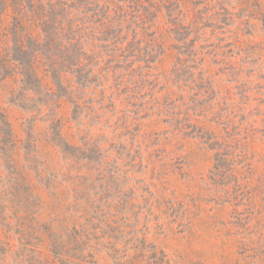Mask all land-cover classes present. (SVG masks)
<instances>
[{"label": "rangeland", "instance_id": "374dc122", "mask_svg": "<svg viewBox=\"0 0 264 264\" xmlns=\"http://www.w3.org/2000/svg\"><path fill=\"white\" fill-rule=\"evenodd\" d=\"M38 1L0 0V264H264V0Z\"/></svg>", "mask_w": 264, "mask_h": 264}, {"label": "trees", "instance_id": "16d2710c", "mask_svg": "<svg viewBox=\"0 0 264 264\" xmlns=\"http://www.w3.org/2000/svg\"><path fill=\"white\" fill-rule=\"evenodd\" d=\"M31 1L40 2L38 0H31ZM35 13H36V18H37L36 22L42 28V33L45 35V37H44L45 39L44 38L43 39L44 40L48 39V41L51 44H54L55 40L51 36L58 37L60 35V33H62L64 31V29L66 28V26L64 24L65 22H64L63 15L60 14L61 17L59 19H56L57 17H54L55 12L51 15H46L47 13H45L42 10L41 5H37ZM16 37H17V42L20 46V50L26 49L27 48L26 37H25V35H23V31H21V30L17 31ZM69 56H70L69 58L74 57V55H69Z\"/></svg>", "mask_w": 264, "mask_h": 264}]
</instances>
